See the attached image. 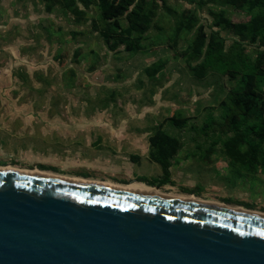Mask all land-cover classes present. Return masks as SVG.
<instances>
[{"label": "rangeland", "instance_id": "obj_1", "mask_svg": "<svg viewBox=\"0 0 264 264\" xmlns=\"http://www.w3.org/2000/svg\"><path fill=\"white\" fill-rule=\"evenodd\" d=\"M246 1L0 0V166L122 185L145 176L264 212V149L247 162L254 151L225 118L244 97L240 71L264 70L262 41L232 25L249 20ZM210 41L226 67L205 62ZM162 137L174 151L161 162Z\"/></svg>", "mask_w": 264, "mask_h": 264}, {"label": "water", "instance_id": "obj_2", "mask_svg": "<svg viewBox=\"0 0 264 264\" xmlns=\"http://www.w3.org/2000/svg\"><path fill=\"white\" fill-rule=\"evenodd\" d=\"M0 264H264V213L0 168Z\"/></svg>", "mask_w": 264, "mask_h": 264}, {"label": "trees", "instance_id": "obj_3", "mask_svg": "<svg viewBox=\"0 0 264 264\" xmlns=\"http://www.w3.org/2000/svg\"><path fill=\"white\" fill-rule=\"evenodd\" d=\"M101 2H107L108 0H100ZM251 12H249V20L232 24L234 27L239 28L243 32H247V35H252V39H258L264 44V12H253L252 10L256 6L264 7V0H247L246 3ZM109 11V10H108ZM111 11H109L108 17H110ZM213 55L219 56V68L226 67L224 63L225 54L222 52L221 45L218 42L210 41L208 50L206 53L205 62H209ZM230 63L235 64L233 59H229ZM250 68H252L250 70ZM254 69L264 74V70L259 68V65L250 64L249 68L242 69L240 75V83L243 91V98H237L234 100L236 103L230 112L226 114V125L235 132V137L238 140H242L254 151V154L247 158V162H253L257 158V147L260 146L264 149V112L261 104L258 103L255 82L256 74ZM260 70V71H259ZM230 71V70H229ZM231 72V71H230ZM235 72V70H232ZM239 72V71H238ZM264 103V100L263 102ZM243 127V129H241ZM165 137V136H164ZM160 138L157 143V155L155 158L157 161H161L162 157L169 151L173 152L174 144L167 141L166 138ZM254 137H258L260 140L255 143ZM261 149V150H262ZM263 151V163H264V150ZM162 162V161H161ZM41 168H45L40 166ZM139 181H143L149 185H155V180H149L145 176H139Z\"/></svg>", "mask_w": 264, "mask_h": 264}, {"label": "bare ground", "instance_id": "obj_4", "mask_svg": "<svg viewBox=\"0 0 264 264\" xmlns=\"http://www.w3.org/2000/svg\"><path fill=\"white\" fill-rule=\"evenodd\" d=\"M0 168H13V169H16V170H19V171H43V172H46V173H50V174H53V175H57V176H60V177H65V178H71V179H79V180H86V181H90V182H96V183H102V184H109V185H118V186H127V187H131L132 185L136 184V183H140L148 188H155L160 194H164V195H170V196H176V197H189V196H193L194 198H196L197 200H200V201H205V202H210V203H213L215 205H220V206H226V207H232V208H239V209H245V210H252V211H256V212H259V213H264V212H261V211H258V210H255V209H248L244 206H239V205H229V204H226V203H223V202H220V201H214V200H208L207 198L203 199V198H199V197H196L195 195H181V194H174V193H168V192H164L162 190H160L159 186H153V185H149L145 182H142V181H133V182H129L127 184H117V183H112V182H108V181H99V180H92V179H84V178H80V177H69V176H64V175H61V174H58V173H55V172H52L50 170H44V169H40L38 167H35L33 169H25V168H18V167H13V166H0Z\"/></svg>", "mask_w": 264, "mask_h": 264}, {"label": "crops", "instance_id": "obj_5", "mask_svg": "<svg viewBox=\"0 0 264 264\" xmlns=\"http://www.w3.org/2000/svg\"><path fill=\"white\" fill-rule=\"evenodd\" d=\"M38 168H40V167H38ZM41 169H44V170H46L47 168H41ZM87 169H89V170H92V168H87ZM47 170H49V169H47ZM50 171H52V172H55V173H59V174H62L61 172H59V171H54V170H50ZM95 171H97V170H95ZM65 175H68V176H76V177H80V178H84V179H98V180H105V179H100V178H98V176H89V175H86V176H84V175H82V174H65ZM143 182V181H142Z\"/></svg>", "mask_w": 264, "mask_h": 264}]
</instances>
